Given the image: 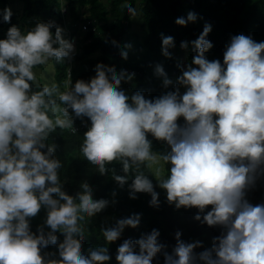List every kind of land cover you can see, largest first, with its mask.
Segmentation results:
<instances>
[{
  "label": "clouds",
  "instance_id": "clouds-1",
  "mask_svg": "<svg viewBox=\"0 0 264 264\" xmlns=\"http://www.w3.org/2000/svg\"><path fill=\"white\" fill-rule=\"evenodd\" d=\"M129 11L134 12L130 6ZM11 16L5 8L3 21L10 22ZM196 19L189 12L175 23L186 26ZM62 31L54 22L37 23L26 33L12 26L7 38L0 39V264H105L111 259L107 247L90 249L87 257L82 254L84 234L79 223L85 214L92 217L101 212L109 201L94 200L87 183L78 194L79 202L62 191L61 162L54 158L55 146L45 144L57 128H72L69 110L91 121L81 153L101 175L113 161H120L125 173L136 167L130 198L149 193L150 205L158 206V193L139 167L162 160L171 167L167 178L158 183L170 204L177 209L195 207L200 213L212 206L203 218L197 214L195 219L210 227L222 226L226 233L215 238L211 250L199 254L205 264H264V204L253 206L245 198L264 165V42L243 34L233 36L222 65L206 58L213 44L206 39L211 25L205 24L192 41L196 55L178 78V84L186 87L183 95L177 88L155 99H146L141 92L129 97L120 85L135 74H117L114 67L103 64L96 65L90 82L77 80L63 92L57 85L33 92L34 67L53 58L62 62L74 50ZM161 39L162 54L170 58L174 39L163 34ZM180 46L187 49L188 43ZM127 55L121 52L122 58ZM155 72L164 77L165 87L172 83L162 66L157 65ZM49 112L54 116L60 112L62 118H50ZM180 117L186 122L183 126L177 123ZM148 133L171 150L153 152ZM113 178L121 187L127 182L126 176ZM42 206L51 231L45 233L40 227L37 235L30 231L29 219ZM139 220L138 214L120 219L102 235L115 242L125 227L136 228ZM57 231L64 236L58 245L61 259H45L53 254L42 256L41 249L57 244ZM159 235L154 229L137 241L125 240L117 249L118 264H151L164 248L158 243ZM180 236L177 232L173 254L165 253V264H195L194 249L201 242L185 243Z\"/></svg>",
  "mask_w": 264,
  "mask_h": 264
},
{
  "label": "trees",
  "instance_id": "trees-1",
  "mask_svg": "<svg viewBox=\"0 0 264 264\" xmlns=\"http://www.w3.org/2000/svg\"><path fill=\"white\" fill-rule=\"evenodd\" d=\"M20 1L22 2L20 14L11 11L10 22H4L3 10L8 8L7 0H0V39L7 38V32L12 26H16L26 33L37 23L48 22H54L55 26L65 31H67L66 28H73V32L77 36L79 46L72 60L69 79L67 78L68 65L65 59L62 62L52 59L55 66V81L60 92L74 86L77 80L90 82L96 75V65L103 64L114 67L117 74L125 69L133 71L135 74L133 79L122 81L120 85V89L129 97L136 92H141L146 99H155L167 92L175 91L177 88L183 95L186 87L178 84V78L182 75V69H186L192 63V59L196 55L192 41L200 36L205 24L211 25V32L206 39L213 44V47L205 53L206 58L209 61L219 60L222 65L224 52L233 36L243 34L250 36L255 42H264V0ZM129 6L132 9L139 6V13L145 23L141 29L140 40L136 45V55L126 51L125 47L129 42V35L133 36ZM82 7H87V13H82ZM63 8L66 10L63 11ZM189 12L196 14L195 22H189L186 26L175 23L177 18L186 19ZM82 14H86L85 17H81ZM85 18L93 20L94 30L91 27L88 30L81 28L79 24L86 20ZM55 30L56 27L50 29L53 34ZM161 34L174 39V47L169 49L170 58L162 54ZM182 42L188 43L187 49L181 48ZM122 51L128 53L127 59L122 58ZM179 52L185 53L186 60L181 58L183 54L179 55ZM157 65L163 67L167 78L172 81L167 87L163 84L164 77L158 76L155 72ZM31 83L33 92L43 88L36 82ZM129 102L131 101L129 100ZM56 103L60 108L64 107L58 98H56ZM69 112L75 119L78 118L71 110ZM48 115L53 119L56 116L62 117L60 112H57L55 116L51 112ZM177 123L183 126L186 122L183 117H180ZM86 131L88 130L71 133L68 128H57L49 134L45 141L47 146H55L54 158L61 162L58 176L62 191L79 202L78 194L84 191L82 185L87 183L94 200L109 201V205L101 212L92 217H87L85 214V219L79 222L83 227L84 234L82 254L87 257L90 249L107 247L111 259L105 264H118L117 249L125 240L137 241L155 229L160 234L158 243L164 245V248L157 253L151 264H165V253L173 254L177 243V232L181 234L180 239L185 243L201 242L202 246L194 249L197 257L195 264H205L199 259V254L205 250H211L215 238L226 233V229L222 226L210 227L195 219L197 214L203 218V215L210 211L212 206L209 205L204 213H200L195 207L177 209L175 203L168 202L166 190L159 187L147 162L140 165L139 171H142L152 181L154 190L158 193L159 204L158 206L150 205L152 197L149 193H136L135 199L130 198L129 185L137 171L136 167L133 166L128 173H125L122 163L113 161L106 165L107 171L101 175L98 167L92 165L81 153V145ZM147 138L151 141L152 151L158 155L171 150L165 141L155 139L151 133L147 134ZM42 151H46V148ZM164 167L168 176L171 165L164 162ZM114 175L126 176L127 182L121 187L113 178ZM245 198L253 206L264 204V165L257 170L254 183L246 189ZM46 214L47 209L42 206L39 213L29 219L32 233L38 235L40 227L44 228L45 233L51 231L45 224ZM136 214L140 217L139 225L136 228L125 227L120 238L115 242L109 243L105 240L102 230L115 227L118 220ZM55 234L58 237L57 244L50 243L46 248L41 249L42 256H45L46 253L53 254L45 256V259H61L58 245L63 241L64 236L59 231ZM136 251L138 252L139 249L137 248Z\"/></svg>",
  "mask_w": 264,
  "mask_h": 264
},
{
  "label": "rangeland",
  "instance_id": "rangeland-1",
  "mask_svg": "<svg viewBox=\"0 0 264 264\" xmlns=\"http://www.w3.org/2000/svg\"><path fill=\"white\" fill-rule=\"evenodd\" d=\"M7 7L11 11H14V12H17L18 14H20L22 2L20 0H7ZM130 25H132V24H130ZM133 31H138L136 34H140V35L139 36H137V35L135 36L134 34H133V36H131V34L129 35V39H128L129 42L126 45H131V47L126 48V51L128 50L131 54L136 55V51H137L136 45L138 44V42L140 40L141 33L139 30L133 29L132 32ZM68 35H69L68 31H65L63 29L62 37L67 40ZM181 52H182V50H181ZM181 52H179V55L183 54L181 58L186 60L185 53L184 52L181 53ZM184 66H186V64H184ZM33 71H34L35 77H36L34 82H36L37 84H40L43 87L44 86L51 87L52 85H56L55 66H54L52 59H50L47 63L43 64L41 67L34 68ZM150 170L153 173V175L157 181H158V179L167 178V174H166L165 167H164V162L162 160L157 164L151 165ZM46 216H47V214H46Z\"/></svg>",
  "mask_w": 264,
  "mask_h": 264
},
{
  "label": "built area",
  "instance_id": "built-area-1",
  "mask_svg": "<svg viewBox=\"0 0 264 264\" xmlns=\"http://www.w3.org/2000/svg\"><path fill=\"white\" fill-rule=\"evenodd\" d=\"M65 10L66 9L63 8V11H65ZM79 25H81V28L83 30H88L89 27H91L92 30L95 29V23H93L92 19H86V20L82 21V23H80ZM66 30L69 33L68 41L70 43H72L74 46V50L72 53H70V57L65 58V62L68 65L67 78L69 79L71 77L72 60H73L74 55L76 54V49L79 46V41L77 39V36L73 32L74 31L73 28H66ZM125 72L129 73V74L133 73V71L130 69H125ZM66 90H68V89H65L64 91H66ZM69 115H70V118L72 119V128H68L71 133H76L80 130H88L91 127V121L88 117H82V118L75 119L70 112H69Z\"/></svg>",
  "mask_w": 264,
  "mask_h": 264
},
{
  "label": "crops",
  "instance_id": "crops-1",
  "mask_svg": "<svg viewBox=\"0 0 264 264\" xmlns=\"http://www.w3.org/2000/svg\"><path fill=\"white\" fill-rule=\"evenodd\" d=\"M134 12H130V24L131 27L134 29V30H139L140 33H141V29L144 27L145 23L143 21V18L142 16L140 15L139 13V6H136L134 9ZM81 11L82 13H87L88 9L87 7H82L81 8ZM86 14H82L81 17H85ZM86 19V18H85ZM131 28V29H132ZM132 29V30H133ZM138 31H133L132 33L136 36H139L140 34H136ZM133 79V78H132Z\"/></svg>",
  "mask_w": 264,
  "mask_h": 264
}]
</instances>
